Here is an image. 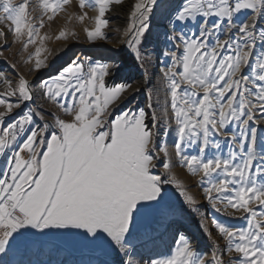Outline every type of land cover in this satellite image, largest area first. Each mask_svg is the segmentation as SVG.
<instances>
[{
    "label": "snow or ice",
    "instance_id": "1",
    "mask_svg": "<svg viewBox=\"0 0 264 264\" xmlns=\"http://www.w3.org/2000/svg\"><path fill=\"white\" fill-rule=\"evenodd\" d=\"M69 3L0 0V49L11 37L41 74L0 71V264H264V0H79L87 41L127 60L69 58L45 75L40 30ZM109 13L125 18L111 40ZM125 67L135 78L109 83ZM209 212L202 245L186 221ZM168 233V254L150 255Z\"/></svg>",
    "mask_w": 264,
    "mask_h": 264
},
{
    "label": "rangeland",
    "instance_id": "2",
    "mask_svg": "<svg viewBox=\"0 0 264 264\" xmlns=\"http://www.w3.org/2000/svg\"><path fill=\"white\" fill-rule=\"evenodd\" d=\"M79 0H70V3L65 7V10L58 13L57 17L53 19V21L45 20V26L40 30V34L45 37L43 45H39V41L37 46H41L42 57L47 56L48 60L51 61V70L50 73L47 74H54L55 71L65 64L69 58H75L80 53L82 59L86 57H91L93 61H105L108 58H112L117 60L118 62H123L127 60V49L126 47L118 49L116 45L109 41H97V42H89L86 38V33L84 32V27L86 26L85 22H80L76 17L81 14L80 10L78 9ZM84 11L88 12L89 16H94L95 12L93 9L88 8ZM109 15V14H108ZM241 19H245V16L241 14ZM110 19V18H109ZM88 27H91V24H87ZM115 26H112V20L110 19V26L108 29H105L107 35L109 36L110 40L115 36ZM65 31L68 34L67 39H57L59 32ZM74 33L75 35H71ZM38 39V38H37ZM98 50H93V49ZM20 45L12 43L11 37H9V45L7 48L0 49V71H3L5 75H7L10 79H15L13 73H18L19 75H23L29 81H32L34 77L40 76L39 73H29L28 65L24 64L22 61L23 59L27 58V52L19 51ZM35 46H30L29 51H34ZM89 50V51H88ZM91 50V51H90ZM103 54L104 56L100 57L99 55ZM12 65H16L15 68ZM160 65L157 64L155 68V72L159 73ZM133 75L135 78L134 73H130L129 69L125 67V69L117 74L116 76L112 77L109 80V83H112L113 80L116 82H120L121 78L128 77L129 75ZM5 90V86L0 83V92ZM15 99V98H12ZM145 103V95L143 92L137 94L134 98L131 99V104L133 106L139 104L140 106H144ZM34 105H41L45 111H54L57 114L61 115L63 118V114L56 108H52L47 102H45L40 96H37L33 101ZM124 107H127L125 105ZM257 118H260V114L256 113ZM261 128H264V123L260 124ZM171 144V141H169ZM169 151H172L171 146H169ZM173 168H172V175L183 184H185L189 191L192 194H198L202 191L195 185V181L198 177H191L190 174L187 173L186 169L180 167L175 159L173 158ZM154 173L162 172V168H157L153 170ZM163 178H167L165 175ZM170 192H174L175 189L168 185L166 186ZM198 203L207 207L206 202L201 200L200 197H197ZM201 213L204 212V207L201 208ZM229 211H232L229 209ZM219 215V214H217ZM236 216L241 215V213H236ZM222 220L230 225H237L243 226V220L232 219L231 217H221ZM207 224L209 227L212 226V215L209 212V215L204 218L203 221H200L199 214L194 215L190 220L186 221L188 226L189 235H195L202 243V245H208L210 242L207 239L206 235L203 234L201 231H198L199 223ZM174 235L178 238V234L168 233L163 239L158 243L157 247H155L150 253V255L154 256H164L167 255L169 252L170 247L174 244ZM215 239V235L213 236ZM223 244V241H220Z\"/></svg>",
    "mask_w": 264,
    "mask_h": 264
},
{
    "label": "bare ground",
    "instance_id": "3",
    "mask_svg": "<svg viewBox=\"0 0 264 264\" xmlns=\"http://www.w3.org/2000/svg\"><path fill=\"white\" fill-rule=\"evenodd\" d=\"M109 18L112 20V26H115L116 27L117 25H119V26L123 27V25L125 24V18L123 17V15H121V16L118 17V16H116V15H114L112 13H109ZM93 50H98V49L95 48ZM99 56L102 57L104 55L103 54H100ZM77 57L82 58L79 52H78ZM0 163H3V161H0Z\"/></svg>",
    "mask_w": 264,
    "mask_h": 264
}]
</instances>
